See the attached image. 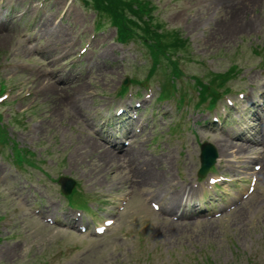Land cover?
<instances>
[{
    "label": "rangeland",
    "instance_id": "1",
    "mask_svg": "<svg viewBox=\"0 0 264 264\" xmlns=\"http://www.w3.org/2000/svg\"><path fill=\"white\" fill-rule=\"evenodd\" d=\"M133 1L148 2L143 19L171 47L182 71L175 84L161 47L155 58L139 29L118 43L95 0H0V264H264V0ZM126 77L137 82L119 96ZM211 81L230 92L196 108ZM170 86L178 93L158 99ZM134 100L138 118L124 127L115 110ZM257 114L263 125L252 135ZM205 140L229 145L211 167L227 180L210 189L196 174ZM16 148L33 153L19 166ZM252 173L255 189L242 195ZM62 176L78 182L66 196ZM199 199L235 208L180 221L150 204ZM104 218L115 222L96 235Z\"/></svg>",
    "mask_w": 264,
    "mask_h": 264
},
{
    "label": "trees",
    "instance_id": "2",
    "mask_svg": "<svg viewBox=\"0 0 264 264\" xmlns=\"http://www.w3.org/2000/svg\"><path fill=\"white\" fill-rule=\"evenodd\" d=\"M95 3L103 13L108 15L111 25L115 27L118 40L127 41L128 38H133L139 29L143 33L141 38L145 42V45L152 50L153 56L157 57L156 51L160 50L159 47L162 49L164 44L157 43L158 39L162 40V35L155 31L154 25L150 22V17L147 16V19H143L142 15L146 14L145 8L148 2L137 1L135 3L133 0H95ZM126 10L132 13H128ZM107 22L109 23V20ZM147 38L149 42H147ZM201 99H206V96L201 94ZM211 100H214V98H211Z\"/></svg>",
    "mask_w": 264,
    "mask_h": 264
},
{
    "label": "water",
    "instance_id": "3",
    "mask_svg": "<svg viewBox=\"0 0 264 264\" xmlns=\"http://www.w3.org/2000/svg\"><path fill=\"white\" fill-rule=\"evenodd\" d=\"M210 91L212 92L213 90ZM211 154L212 156H215V152L212 151L211 146L205 144L202 145L201 163L203 168L206 167L213 160V158L212 159L210 158ZM60 183H61V190L65 193H69L71 188L73 187V183L67 178H61Z\"/></svg>",
    "mask_w": 264,
    "mask_h": 264
},
{
    "label": "bare ground",
    "instance_id": "4",
    "mask_svg": "<svg viewBox=\"0 0 264 264\" xmlns=\"http://www.w3.org/2000/svg\"><path fill=\"white\" fill-rule=\"evenodd\" d=\"M241 2H238L237 3V5L238 4H240ZM236 4V3H235ZM234 4V5H235ZM248 4V3H247ZM247 10V9H246ZM235 25V24H234ZM75 105V104H74ZM77 106V105H76ZM75 106V107H76ZM78 107V106H77ZM82 108V107H81ZM73 109H75V108H73ZM76 110V109H75ZM80 111V110H79ZM75 112V111H74ZM91 143V142H90ZM97 143V142H96ZM92 144V143H91ZM98 145V144H97ZM99 147H100V145H99ZM228 147H229V145H228V143H227V141L226 140H222L221 141V143L219 144V143H217V149H218V152H219V154L220 153H222V151H226L227 149H228ZM127 153V151H125L124 152V154H126ZM112 156H113V153H112ZM128 156V155H127ZM111 158V157H110ZM145 160V159H144ZM143 160V161H144ZM147 160V159H146ZM110 161V160H109ZM138 161V160H137ZM154 161V160H153ZM158 161V160H157ZM149 162V161H148ZM145 163V162H144ZM143 163V164H144ZM152 163V162H151ZM158 163V162H157ZM145 165V164H144ZM151 166V165H150ZM154 166H155V163H154ZM141 168V167H140ZM148 168V167H147ZM264 169V168H263ZM141 170V169H140ZM151 170H153V168H151ZM150 175H152L153 177H158V176H160V175H158V173H156V172H153L152 174H150ZM146 176V175H145ZM144 177V176H143ZM162 178V177H161ZM159 179V178H158ZM164 180V179H163ZM155 181H156V179H155ZM164 182V181H163ZM165 183V182H164ZM155 184H156V182H155ZM167 187V186H166ZM191 190V189H190ZM169 192V191H168ZM168 200H169V203L170 204H174V202H175V199H174V196H171L170 198H168Z\"/></svg>",
    "mask_w": 264,
    "mask_h": 264
}]
</instances>
